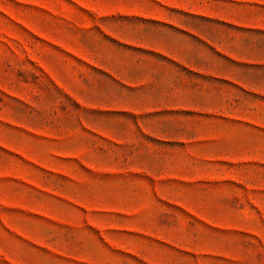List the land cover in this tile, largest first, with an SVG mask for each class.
Wrapping results in <instances>:
<instances>
[{
	"label": "rangeland",
	"instance_id": "obj_1",
	"mask_svg": "<svg viewBox=\"0 0 264 264\" xmlns=\"http://www.w3.org/2000/svg\"><path fill=\"white\" fill-rule=\"evenodd\" d=\"M0 264H264V0H0Z\"/></svg>",
	"mask_w": 264,
	"mask_h": 264
}]
</instances>
